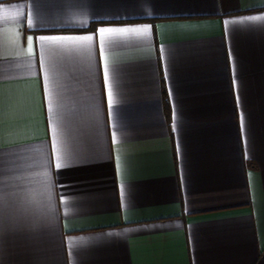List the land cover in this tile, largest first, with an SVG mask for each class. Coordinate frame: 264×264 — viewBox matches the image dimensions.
<instances>
[{
	"label": "crops",
	"instance_id": "crops-1",
	"mask_svg": "<svg viewBox=\"0 0 264 264\" xmlns=\"http://www.w3.org/2000/svg\"><path fill=\"white\" fill-rule=\"evenodd\" d=\"M0 213V264H264V0H0Z\"/></svg>",
	"mask_w": 264,
	"mask_h": 264
},
{
	"label": "snow or ice",
	"instance_id": "snow-or-ice-1",
	"mask_svg": "<svg viewBox=\"0 0 264 264\" xmlns=\"http://www.w3.org/2000/svg\"><path fill=\"white\" fill-rule=\"evenodd\" d=\"M105 31H108V32H111V31H120V32H127L129 31L128 29H119V30H113V29H101L100 32L103 33ZM131 31H134V32H138V31H141L140 29H131ZM144 31H148V29H144ZM41 39H48V40H52V41H61V40H72L73 38H65V37H48V38H44V37H41ZM76 39H79V40H91L92 37L91 36H84V37H78ZM107 79H108V73H107V69H105V81L107 82ZM57 167H60V165H57ZM3 215L2 213H0V229H2L3 227Z\"/></svg>",
	"mask_w": 264,
	"mask_h": 264
},
{
	"label": "trees",
	"instance_id": "trees-1",
	"mask_svg": "<svg viewBox=\"0 0 264 264\" xmlns=\"http://www.w3.org/2000/svg\"><path fill=\"white\" fill-rule=\"evenodd\" d=\"M166 111H167V113L169 115V107H168V103L167 102H166Z\"/></svg>",
	"mask_w": 264,
	"mask_h": 264
}]
</instances>
